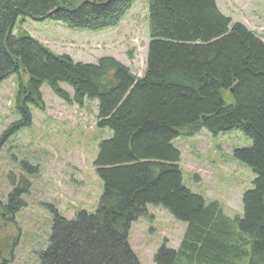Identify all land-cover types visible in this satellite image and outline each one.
Instances as JSON below:
<instances>
[{"label":"trees","instance_id":"16d2710c","mask_svg":"<svg viewBox=\"0 0 264 264\" xmlns=\"http://www.w3.org/2000/svg\"><path fill=\"white\" fill-rule=\"evenodd\" d=\"M132 1L0 0V83L19 70L27 74L26 95L16 100L20 119L1 138L30 124L27 104L42 106V84L67 103L96 101V126L110 132L93 161L101 182L94 211L66 219L46 205L52 217L47 245L35 251L39 264H139L127 238L147 205L185 224L177 248L162 244L155 264H264L261 39L225 17L215 0H148L150 37L137 77L111 57L74 61L24 31L12 32L24 19L95 32L116 25ZM200 129L214 136L238 130L250 140L233 152L255 175L240 216H226L217 201L206 203L183 183L173 140ZM20 182L9 202H0V220L12 221L23 207Z\"/></svg>","mask_w":264,"mask_h":264},{"label":"rangeland","instance_id":"374dc122","mask_svg":"<svg viewBox=\"0 0 264 264\" xmlns=\"http://www.w3.org/2000/svg\"><path fill=\"white\" fill-rule=\"evenodd\" d=\"M220 12L264 42V0H215ZM148 0H133L114 26L98 31L73 30L61 22L24 19L13 33L24 31L55 54L74 61L96 62L111 57L141 76L149 41ZM27 75L23 70L0 83V137L19 119L17 98ZM69 94L71 89L61 84ZM42 106L28 103L31 122L0 141V202L8 201L17 182H25L23 207L12 221L0 220V264H39L35 251L47 245L51 209L73 219L77 211L93 212L101 182L93 161L100 141L110 136L96 126V101L67 103L46 84L40 87ZM229 101L228 94H224ZM184 185L205 202L217 201L228 217L242 214L241 197L252 187L254 173L235 160V149L250 145L241 131L211 135L200 129L173 140ZM20 182L19 186L23 187ZM185 224L159 206L147 205L146 214L130 224L128 244L139 264H155L153 255L164 244L176 249ZM245 264V263H244Z\"/></svg>","mask_w":264,"mask_h":264},{"label":"water","instance_id":"95a60500","mask_svg":"<svg viewBox=\"0 0 264 264\" xmlns=\"http://www.w3.org/2000/svg\"><path fill=\"white\" fill-rule=\"evenodd\" d=\"M231 91V90H230Z\"/></svg>","mask_w":264,"mask_h":264}]
</instances>
